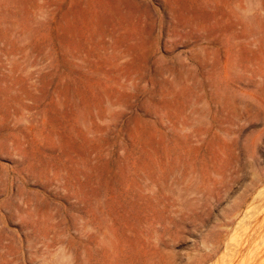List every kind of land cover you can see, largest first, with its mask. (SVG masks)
<instances>
[{"label":"rangeland","instance_id":"1","mask_svg":"<svg viewBox=\"0 0 264 264\" xmlns=\"http://www.w3.org/2000/svg\"><path fill=\"white\" fill-rule=\"evenodd\" d=\"M0 264H264V0H0Z\"/></svg>","mask_w":264,"mask_h":264}]
</instances>
